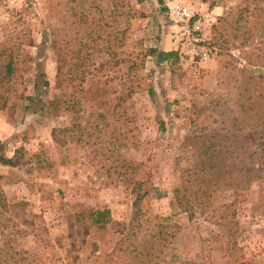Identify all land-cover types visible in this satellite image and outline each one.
I'll return each instance as SVG.
<instances>
[{
  "label": "rangeland",
  "instance_id": "374dc122",
  "mask_svg": "<svg viewBox=\"0 0 264 264\" xmlns=\"http://www.w3.org/2000/svg\"><path fill=\"white\" fill-rule=\"evenodd\" d=\"M260 135L264 0H0V264H264Z\"/></svg>",
  "mask_w": 264,
  "mask_h": 264
},
{
  "label": "built area",
  "instance_id": "2783aa9c",
  "mask_svg": "<svg viewBox=\"0 0 264 264\" xmlns=\"http://www.w3.org/2000/svg\"><path fill=\"white\" fill-rule=\"evenodd\" d=\"M168 16L176 27L172 40L174 43L197 52L201 60L210 58L211 49L206 47L205 32L213 24L216 16L212 12L201 11L184 2L168 5Z\"/></svg>",
  "mask_w": 264,
  "mask_h": 264
},
{
  "label": "trees",
  "instance_id": "16d2710c",
  "mask_svg": "<svg viewBox=\"0 0 264 264\" xmlns=\"http://www.w3.org/2000/svg\"><path fill=\"white\" fill-rule=\"evenodd\" d=\"M150 52L152 55L156 56L158 63L169 61L172 57L176 56V52H174L173 50L163 51V50H158L157 48H153L150 50ZM13 71H14V67L12 63V57H10V59L5 65V77H9L13 73ZM150 91L152 92V90ZM28 99L30 101L34 100V98L31 96H29ZM252 153L253 155H259V156L255 159L256 161L253 158L249 161L250 167H248V172L258 171L264 173V135L259 136L257 150ZM0 163L3 165H10V166H14L16 164L15 160L12 157L7 158L1 154H0ZM256 165H261V168L258 170ZM136 201H138V196L135 198V203ZM181 202L182 200H179V203ZM89 215L92 222L95 224H103L107 222L109 219L107 210H100V209L93 210L90 212Z\"/></svg>",
  "mask_w": 264,
  "mask_h": 264
}]
</instances>
